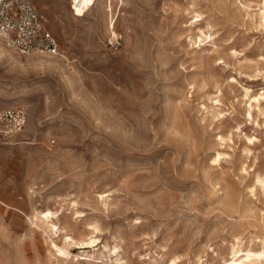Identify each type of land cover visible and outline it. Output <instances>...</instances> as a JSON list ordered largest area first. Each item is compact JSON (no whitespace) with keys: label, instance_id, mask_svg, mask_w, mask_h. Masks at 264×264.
<instances>
[{"label":"rangeland","instance_id":"374dc122","mask_svg":"<svg viewBox=\"0 0 264 264\" xmlns=\"http://www.w3.org/2000/svg\"><path fill=\"white\" fill-rule=\"evenodd\" d=\"M32 1L59 52L0 38V107L27 118L0 141V264H223L236 239L257 248L264 0ZM92 225L73 260L49 247Z\"/></svg>","mask_w":264,"mask_h":264},{"label":"built area","instance_id":"2783aa9c","mask_svg":"<svg viewBox=\"0 0 264 264\" xmlns=\"http://www.w3.org/2000/svg\"><path fill=\"white\" fill-rule=\"evenodd\" d=\"M0 38L21 54L53 57L59 52L32 0H0ZM26 122L22 109L0 107V141L16 140Z\"/></svg>","mask_w":264,"mask_h":264},{"label":"bare ground","instance_id":"6f19581e","mask_svg":"<svg viewBox=\"0 0 264 264\" xmlns=\"http://www.w3.org/2000/svg\"><path fill=\"white\" fill-rule=\"evenodd\" d=\"M105 1L107 2V5L105 6L106 12H110V0H105ZM259 15H261V14L259 13ZM194 17L196 18V20L192 23H200L203 21V18H204L203 15L198 13V12H195ZM262 19H264V12H262ZM199 32H200L201 37H205L207 39H211L213 37L212 34H210V33L206 34L202 30H199ZM116 37H117V34L112 32V38H116ZM34 64L40 68H50V66L53 65L54 62H51V61L47 62V61L42 60L41 58H38ZM247 93L248 92L246 91V95H247ZM258 99H264V92H262L259 95V97H257V98L255 97L254 101L255 100L258 101ZM3 106H6V105H3ZM8 107H10V106H8ZM248 115L250 116V112H248ZM221 156H222V154L220 152H215L214 156L211 159L212 162L213 163L218 162L220 160ZM257 183H259L262 190H264V177H258L257 176ZM105 199H106V196H105ZM74 211L76 213V210H74ZM35 218L46 226V230L50 233V235L57 233L58 228H56V225L52 221V219L55 218L54 212H52L50 210H46V211H43L40 213L37 212L35 214ZM51 228H53V229H51ZM90 228H91V232L89 233L90 236L88 238H86L84 241H78L74 236H65V237L63 236L62 237V244H58L51 239L49 241V247L54 248V250L57 251L59 254H61L62 256H65L71 260L72 259L71 245L81 244V245L90 246V245H93L99 241L97 234L100 231L98 230V228L96 226H93V225ZM241 241L236 239L234 243H232L229 247L228 246L226 247L227 258L225 260H223V264H250L253 262H257V261H259V262L264 261V239L259 240V244L257 245V248L253 247L252 245L244 246L241 243ZM107 247H108L107 245H104V248L108 249ZM119 248H120L119 244L115 243L113 245L114 255L116 257L119 256L118 255ZM108 252L111 254L110 249H108ZM212 252L216 256V258L220 259V254H218V252L216 250H212Z\"/></svg>","mask_w":264,"mask_h":264}]
</instances>
